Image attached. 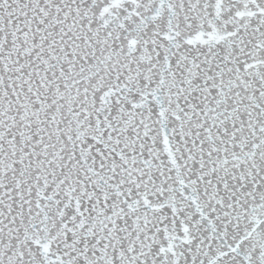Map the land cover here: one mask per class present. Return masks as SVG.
Returning <instances> with one entry per match:
<instances>
[{
  "label": "snow or ice",
  "instance_id": "snow-or-ice-1",
  "mask_svg": "<svg viewBox=\"0 0 264 264\" xmlns=\"http://www.w3.org/2000/svg\"><path fill=\"white\" fill-rule=\"evenodd\" d=\"M0 264H264V0H0Z\"/></svg>",
  "mask_w": 264,
  "mask_h": 264
}]
</instances>
